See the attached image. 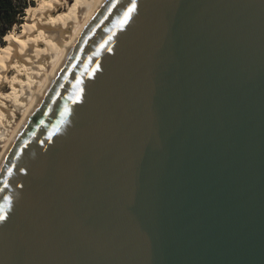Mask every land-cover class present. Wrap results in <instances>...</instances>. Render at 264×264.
I'll return each instance as SVG.
<instances>
[{
	"label": "water",
	"instance_id": "1",
	"mask_svg": "<svg viewBox=\"0 0 264 264\" xmlns=\"http://www.w3.org/2000/svg\"><path fill=\"white\" fill-rule=\"evenodd\" d=\"M134 2L0 165V264H264V0Z\"/></svg>",
	"mask_w": 264,
	"mask_h": 264
},
{
	"label": "bare ground",
	"instance_id": "2",
	"mask_svg": "<svg viewBox=\"0 0 264 264\" xmlns=\"http://www.w3.org/2000/svg\"><path fill=\"white\" fill-rule=\"evenodd\" d=\"M0 46V165L54 75L104 0H40ZM62 9L66 11L61 13Z\"/></svg>",
	"mask_w": 264,
	"mask_h": 264
},
{
	"label": "trees",
	"instance_id": "3",
	"mask_svg": "<svg viewBox=\"0 0 264 264\" xmlns=\"http://www.w3.org/2000/svg\"><path fill=\"white\" fill-rule=\"evenodd\" d=\"M27 8V0H0V42L16 26L23 24Z\"/></svg>",
	"mask_w": 264,
	"mask_h": 264
},
{
	"label": "rangeland",
	"instance_id": "4",
	"mask_svg": "<svg viewBox=\"0 0 264 264\" xmlns=\"http://www.w3.org/2000/svg\"><path fill=\"white\" fill-rule=\"evenodd\" d=\"M27 2H28V7L34 8L32 10L31 15H30V17H34L36 11L38 10L39 7H41L42 3L40 2V0H27ZM73 3H74V0H70L69 4L71 5ZM65 11H66L65 9H62L61 13L65 12ZM26 18H27V11H26V15H25L23 24L21 26H16L12 31L20 32L23 28L24 23L27 21ZM6 41L7 40H3V42H0V46H3V44H5V43L9 44V41H7V42Z\"/></svg>",
	"mask_w": 264,
	"mask_h": 264
},
{
	"label": "snow or ice",
	"instance_id": "5",
	"mask_svg": "<svg viewBox=\"0 0 264 264\" xmlns=\"http://www.w3.org/2000/svg\"><path fill=\"white\" fill-rule=\"evenodd\" d=\"M135 8H136V4L133 0L131 7H129L127 11L124 13V19L121 23H127L128 18L130 17L131 13L135 10Z\"/></svg>",
	"mask_w": 264,
	"mask_h": 264
}]
</instances>
